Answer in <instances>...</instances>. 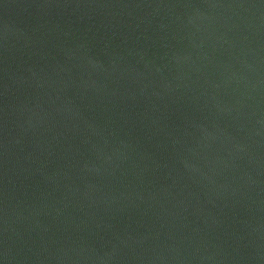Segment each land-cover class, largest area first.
Listing matches in <instances>:
<instances>
[{"label": "water", "instance_id": "water-1", "mask_svg": "<svg viewBox=\"0 0 264 264\" xmlns=\"http://www.w3.org/2000/svg\"><path fill=\"white\" fill-rule=\"evenodd\" d=\"M0 264H264V0H0Z\"/></svg>", "mask_w": 264, "mask_h": 264}]
</instances>
